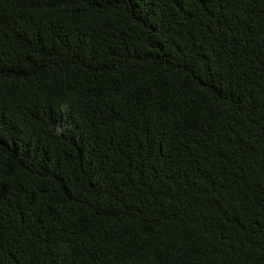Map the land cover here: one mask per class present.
Wrapping results in <instances>:
<instances>
[{"label": "trees", "instance_id": "1", "mask_svg": "<svg viewBox=\"0 0 264 264\" xmlns=\"http://www.w3.org/2000/svg\"><path fill=\"white\" fill-rule=\"evenodd\" d=\"M0 264H264V0H0Z\"/></svg>", "mask_w": 264, "mask_h": 264}]
</instances>
